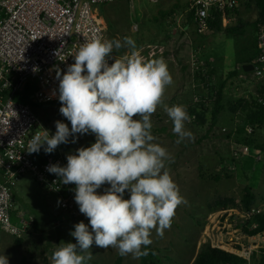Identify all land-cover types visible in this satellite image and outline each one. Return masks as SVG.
<instances>
[{"label":"rangeland","instance_id":"1","mask_svg":"<svg viewBox=\"0 0 264 264\" xmlns=\"http://www.w3.org/2000/svg\"><path fill=\"white\" fill-rule=\"evenodd\" d=\"M118 2L121 5L115 8L102 6L99 9L106 27L105 40L131 37L146 60H165L173 79L164 96L166 104L183 105L187 110L197 96L207 93L205 84L195 80L194 71L200 67L210 74L209 88L217 89L224 84L225 110L218 116L215 127L209 130L208 124L186 123V129L191 131L194 139L177 144L173 124L161 107L151 117L154 142L166 148L173 157L167 167L186 201L177 207L171 227L162 237L153 230L151 246L161 250L163 264H192L203 245L217 248L220 229L226 220L237 232L242 230L241 225L247 220H243L245 216L242 214L247 210L240 209L246 186H251L257 194L253 208L264 211V126L252 130L246 125L241 108L244 101L258 99L259 91L264 87V78L256 77L253 71L246 73L242 68L244 58L252 56L251 47L256 35L251 26L254 19L246 15L239 17L235 12L236 15L230 16L231 20L224 21L223 24L228 26L246 28L245 36L233 37L210 27L199 33L197 25L193 26L187 20L189 0H118L114 4ZM241 7L257 9L254 4ZM161 10L171 14L163 18L159 14ZM238 19L243 20L241 25L237 24ZM133 25L138 29H132ZM187 30L194 32L197 35L195 40H198L193 43L195 54L189 71ZM114 51L117 58L126 54L125 49ZM234 67L239 75H233ZM60 107L35 108L42 124L53 134L58 120L71 127L60 114ZM95 139L94 134H77L76 142L72 143L70 137L69 143L63 144L66 157L75 154L80 147L90 146ZM246 141L251 144L246 145ZM246 146L248 153L245 152ZM106 187L108 185L102 186L98 192L102 193ZM11 194L16 211L25 214L26 218L33 217L36 226L21 238L0 230V255L8 257V264H51L50 257L57 244L76 242L70 235L74 225L80 221L88 224L78 205L73 211L61 207L57 197L48 194L31 175L20 177ZM125 198H129L127 191ZM251 242L255 248L249 264L258 259L264 248V236L253 237ZM248 246L250 244L243 241V248ZM90 251V261L95 264H140V259L131 255L120 256L113 248L93 246Z\"/></svg>","mask_w":264,"mask_h":264},{"label":"clouds","instance_id":"2","mask_svg":"<svg viewBox=\"0 0 264 264\" xmlns=\"http://www.w3.org/2000/svg\"><path fill=\"white\" fill-rule=\"evenodd\" d=\"M121 49L126 54L113 56ZM72 56L74 63L66 72L57 69L59 112L71 127L58 120L55 134L43 129V135L37 133L28 146L29 153L43 148L50 154L70 137L75 143L77 134L96 138L90 146L68 154L66 166H47L59 178L55 184L75 185V203L88 219V224L80 221L70 232L75 243L57 244L51 264H86L93 246L140 259L149 254L153 230L162 237L177 207L186 203L167 167L173 157L154 142L151 117L158 107L163 109L177 144L194 139L186 129L192 118L185 106L164 102L173 83L165 60H146L131 37L93 38ZM104 185L108 187L98 192ZM0 264H8L6 255H0Z\"/></svg>","mask_w":264,"mask_h":264},{"label":"built area","instance_id":"3","mask_svg":"<svg viewBox=\"0 0 264 264\" xmlns=\"http://www.w3.org/2000/svg\"><path fill=\"white\" fill-rule=\"evenodd\" d=\"M115 1L0 0V230L14 237H23L35 223L33 217L16 211L12 198L13 187L23 175H31L48 194L56 196L61 207L72 211L77 208L75 185L55 184L59 178L46 170L50 164L66 166L60 145L50 154L43 148L38 153L28 152L33 136L48 130L31 103L59 101L57 69L61 74L66 72L74 63L72 55L84 42L105 40L106 27L99 8ZM190 1L198 32L204 33L209 29L212 10L235 13L241 0ZM256 40L258 54L252 63L253 72L264 78V23ZM35 67L39 71L34 72ZM245 152H249L248 147ZM259 212L258 208L245 211L243 220ZM232 227L226 220L215 247L249 262L255 248L253 237ZM243 241L250 246L243 248Z\"/></svg>","mask_w":264,"mask_h":264},{"label":"trees","instance_id":"4","mask_svg":"<svg viewBox=\"0 0 264 264\" xmlns=\"http://www.w3.org/2000/svg\"><path fill=\"white\" fill-rule=\"evenodd\" d=\"M254 6L259 11V17L251 22V26L255 30L256 35H254V44L252 45V56L248 58L246 56L243 60V63H253L257 57V32L259 26L264 23V0H241L240 7L243 5ZM102 7V6H101ZM239 9L236 8L234 11L237 12ZM159 14L164 18L171 14V12L159 11ZM235 14V13H234ZM233 13H223L220 11L212 10V16L208 18V25L213 30L225 31L230 36H242L246 34V28H239L237 26H228L223 24L226 21L227 17L234 16ZM189 18L194 20L193 11L189 13ZM238 25L243 23V20L238 19ZM195 22V21H194ZM249 24V26H250ZM224 25V26H223ZM113 56H116V52L113 51ZM195 70V80H200L205 84L207 91L206 94L202 97H196L195 102L187 109L189 116L192 118L191 122L197 126H205L208 124L209 130L213 129L218 122V116L225 110L224 100V84L222 83L217 89L209 88L210 74L208 72H203L201 70ZM233 75H239V71L235 70ZM209 88V89H208ZM29 91V90H28ZM27 91V93H28ZM258 99L253 102L244 101V104H241L242 111L245 117V123L247 126L255 130L257 128L264 126V87L259 91ZM19 99V98H17ZM20 100V99H19ZM34 108L38 106H50V105H61L60 102H50L46 104H36L31 103ZM246 145L251 143L246 141ZM63 149V144L60 145ZM248 147V146H246ZM254 150V148H253ZM66 159V155L64 152ZM67 162V159H66ZM257 199V194L251 186H246L244 189L243 203L241 204V211L251 210L253 204ZM77 207V206H76ZM33 226H36L34 223ZM255 226V227H253ZM241 228L243 232L250 237L262 236L264 235V211L259 213H253L247 220H245ZM149 254L145 257L140 258V264H163L161 250L155 246H148ZM86 264H95L94 262L88 260ZM192 264H249V262L233 253L226 252L219 248H211L209 245H203L201 250L197 254L196 258ZM253 264H264V248L260 250L258 259Z\"/></svg>","mask_w":264,"mask_h":264},{"label":"crops","instance_id":"5","mask_svg":"<svg viewBox=\"0 0 264 264\" xmlns=\"http://www.w3.org/2000/svg\"><path fill=\"white\" fill-rule=\"evenodd\" d=\"M118 0H116L115 2H117ZM114 2V3H115ZM121 2V1H120ZM107 4V5H103L105 9H109V8H115L116 6H120L121 4L118 2L117 4ZM101 8V7H100ZM99 8V9H100ZM242 7H239V10L237 13V15H239V17H242V16H251L252 18L251 19H254L256 20L258 17H259V11L256 9V10H247V9H241ZM101 10V9H100ZM255 13H253V12ZM191 12V1L189 0V5L187 7V20H189V23L190 24H193V26H195L194 24H196L194 22V20L192 18H189V13ZM234 14V13H233ZM236 15V14H235ZM230 17V16H229ZM102 18V17H101ZM102 20L104 21V19L102 18ZM231 20V17L230 19L228 18L227 21ZM253 20V21H254ZM136 28V30L138 29L136 25H133L132 26V29L133 28ZM191 31V30H190ZM197 37V35H195L194 32H188L187 30V71H189V68H191L192 66V59L194 57V49H193V43H195L196 41L198 40H195V38ZM230 37V36H229ZM194 39V40H193ZM242 65H252V63H242ZM241 65V66H242ZM242 66V68H243ZM232 69H237V67H234ZM245 71V70H244ZM246 73H249V72H252V71H245ZM188 87V86H187Z\"/></svg>","mask_w":264,"mask_h":264},{"label":"water","instance_id":"6","mask_svg":"<svg viewBox=\"0 0 264 264\" xmlns=\"http://www.w3.org/2000/svg\"><path fill=\"white\" fill-rule=\"evenodd\" d=\"M243 70L245 71H253V65H244Z\"/></svg>","mask_w":264,"mask_h":264}]
</instances>
